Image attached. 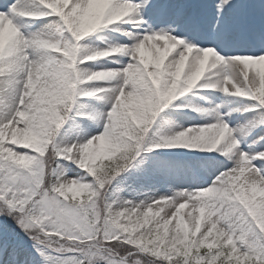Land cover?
<instances>
[{
	"label": "snow or ice",
	"instance_id": "1",
	"mask_svg": "<svg viewBox=\"0 0 264 264\" xmlns=\"http://www.w3.org/2000/svg\"><path fill=\"white\" fill-rule=\"evenodd\" d=\"M31 2H0V264H264V150L241 149L223 119L142 147L158 114L198 86L264 109V0H219L211 19L184 0ZM48 16L70 39L28 37L18 22ZM117 22L147 30L117 26L132 43L82 55L81 41ZM240 48L255 51L220 54ZM116 54L128 56L120 68L81 67ZM101 92L112 94L102 131L55 143L77 97ZM158 148L218 151L233 166L174 197L110 199L141 151ZM61 159L85 175L69 177Z\"/></svg>",
	"mask_w": 264,
	"mask_h": 264
},
{
	"label": "rangeland",
	"instance_id": "2",
	"mask_svg": "<svg viewBox=\"0 0 264 264\" xmlns=\"http://www.w3.org/2000/svg\"><path fill=\"white\" fill-rule=\"evenodd\" d=\"M27 1L31 3V0ZM8 2L11 3V0ZM184 2L203 6L208 18L211 19L214 15L212 5L214 2L219 3V0H184ZM56 21L58 18L55 16L44 17L41 20L18 18L22 32L28 37L47 34L57 40L66 41L70 39V34L66 31L61 33L58 30ZM130 23L117 22V25L108 26L80 43L82 47L84 46L83 49L88 48L87 54L119 44H130L132 41L128 37L123 36L120 31L113 30L117 26L120 29L132 30L135 33L147 30L146 26L145 29L136 27L137 30H135L128 27ZM45 27H50V30L41 31ZM217 51L220 52L219 49ZM254 51L255 49L251 48H240L220 54L230 56ZM127 62V55L116 54L93 63H98L97 65L103 69H112L120 68ZM81 67L87 68L89 66L82 64ZM221 78L220 73L214 72L208 77V80L215 82ZM81 87L83 90H92L96 87H108V84L89 82ZM111 101L112 94L108 92H101L93 97H77L65 123L58 130L54 142L61 145H71L83 142L101 132L105 124V114L111 107ZM256 104L257 102L249 98L232 96L220 89H205L198 86L183 97H179L158 114L148 134L147 143L142 147L157 143L161 137L172 135L189 126L223 119L230 126L238 129L237 135L242 140L241 149L251 152L264 150V140L259 139L264 136V124L253 127L258 125L259 121L264 120V109L255 107ZM196 108L207 109L208 111L197 112L193 110ZM94 114L102 116V119L99 122L94 121ZM59 164L69 177L85 175L67 160L61 159ZM232 166L233 161L218 151L203 152L195 149L166 148L153 149L150 152L142 150L141 155L133 162V166L122 173L120 177H117L120 181L117 182L116 178L113 182L110 199L150 202L154 198L163 196L174 197L183 190L191 192L209 186L220 171L225 167L231 168ZM88 179L91 180L92 178L89 176Z\"/></svg>",
	"mask_w": 264,
	"mask_h": 264
},
{
	"label": "bare ground",
	"instance_id": "3",
	"mask_svg": "<svg viewBox=\"0 0 264 264\" xmlns=\"http://www.w3.org/2000/svg\"><path fill=\"white\" fill-rule=\"evenodd\" d=\"M11 2H12V0H11ZM23 2H24V4H25L26 7H28V8H34V5L32 4V2L30 3V2H28L27 0H23ZM42 27H44V26H42ZM128 27H131V28L137 30V28H134V27H133V24H132V23H130V25H129ZM49 30H50V27H45V28L41 29V31H43V32H47V31H49ZM83 47H84V46H83ZM87 50H88V48H84V51L82 52V55H86V54H87ZM97 64H98V63L87 62V63L84 64V65L89 66V67H87V68H89V69H91V70H99V69H103L101 66H99V65H97ZM94 67H95V69H94ZM82 68H85V67H82ZM94 115H95V117H94V121L99 122V121L102 119V116H98V115H96V114H94Z\"/></svg>",
	"mask_w": 264,
	"mask_h": 264
}]
</instances>
